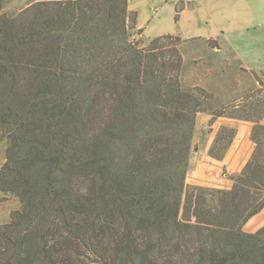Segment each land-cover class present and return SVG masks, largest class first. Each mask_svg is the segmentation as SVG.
<instances>
[{
	"label": "trees",
	"instance_id": "16d2710c",
	"mask_svg": "<svg viewBox=\"0 0 264 264\" xmlns=\"http://www.w3.org/2000/svg\"><path fill=\"white\" fill-rule=\"evenodd\" d=\"M7 1L0 193L20 209L0 225V264H264V226L245 230L264 212V86L227 107L185 88L178 39L133 42L129 0L39 1L14 17ZM200 114L252 124L226 189L188 183ZM238 135L222 126L209 159Z\"/></svg>",
	"mask_w": 264,
	"mask_h": 264
},
{
	"label": "rangeland",
	"instance_id": "374dc122",
	"mask_svg": "<svg viewBox=\"0 0 264 264\" xmlns=\"http://www.w3.org/2000/svg\"><path fill=\"white\" fill-rule=\"evenodd\" d=\"M48 0H9L3 14L19 15L31 4ZM129 9L138 13V25L132 31L133 42L147 46L160 36L178 40L183 58L180 73L185 88H201L227 107L239 104L264 86V0H129ZM184 13L175 22V10ZM141 31V32H139ZM262 83V86L259 82ZM211 116L197 117L188 183L193 186L226 189L229 175L238 173L252 153L249 140L252 124L221 118L209 127ZM236 128L238 138L222 163L212 161L208 150L222 127ZM6 143H0V168L5 163ZM226 173H223V171ZM20 206L17 199L0 193V225L5 214ZM264 226V212L253 219L247 232Z\"/></svg>",
	"mask_w": 264,
	"mask_h": 264
},
{
	"label": "crops",
	"instance_id": "0c3cea01",
	"mask_svg": "<svg viewBox=\"0 0 264 264\" xmlns=\"http://www.w3.org/2000/svg\"><path fill=\"white\" fill-rule=\"evenodd\" d=\"M183 14H181V17H180V21H182V18L184 17V13L185 12H182ZM186 14V13H185ZM138 27H139V29L141 28L142 29V26L139 24L138 25ZM20 209V206H19V208L18 209H16V210H19ZM15 210V211H16ZM10 214H11V212H8L7 214H5V218L3 219V222H1V223H3V224H6V223H8L9 222V218H10Z\"/></svg>",
	"mask_w": 264,
	"mask_h": 264
}]
</instances>
